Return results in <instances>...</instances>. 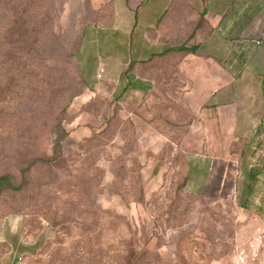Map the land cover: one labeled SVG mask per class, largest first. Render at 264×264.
I'll use <instances>...</instances> for the list:
<instances>
[{
    "label": "rangeland",
    "instance_id": "1",
    "mask_svg": "<svg viewBox=\"0 0 264 264\" xmlns=\"http://www.w3.org/2000/svg\"><path fill=\"white\" fill-rule=\"evenodd\" d=\"M111 5L0 0V218L49 228L34 264H264V218L238 202L248 141L225 140L207 93L188 91L191 62L157 57L142 93L123 88L126 65L90 67L112 45L83 36Z\"/></svg>",
    "mask_w": 264,
    "mask_h": 264
},
{
    "label": "crops",
    "instance_id": "2",
    "mask_svg": "<svg viewBox=\"0 0 264 264\" xmlns=\"http://www.w3.org/2000/svg\"><path fill=\"white\" fill-rule=\"evenodd\" d=\"M110 10L107 27H91L83 36L113 48L101 56L96 51L90 67L95 69L100 58L111 77L108 64L116 60L127 66L120 73L127 80L123 88L142 93L152 89L154 78L144 70L157 57L190 61L192 69L180 68L188 91L202 101L207 93L212 122L225 140L248 141L237 164V172L246 175L238 202L264 218V149H259L264 148V0H112ZM213 161L210 156L197 160L198 194L207 187ZM49 234L45 226L32 229L22 214L1 217L0 264H34Z\"/></svg>",
    "mask_w": 264,
    "mask_h": 264
},
{
    "label": "trees",
    "instance_id": "3",
    "mask_svg": "<svg viewBox=\"0 0 264 264\" xmlns=\"http://www.w3.org/2000/svg\"><path fill=\"white\" fill-rule=\"evenodd\" d=\"M2 179H3V178H0V185H1Z\"/></svg>",
    "mask_w": 264,
    "mask_h": 264
}]
</instances>
